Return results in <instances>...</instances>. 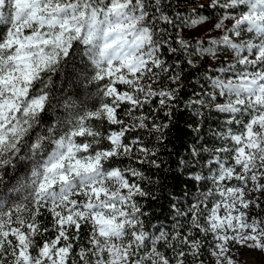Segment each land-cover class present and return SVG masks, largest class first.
Wrapping results in <instances>:
<instances>
[{
	"label": "snow or ice",
	"instance_id": "1",
	"mask_svg": "<svg viewBox=\"0 0 264 264\" xmlns=\"http://www.w3.org/2000/svg\"><path fill=\"white\" fill-rule=\"evenodd\" d=\"M208 6L218 35L193 49L165 35L185 25L163 0H0V192L18 194L0 197V264H189L205 250L234 264L233 245L264 251L262 201L248 198L264 196V0ZM200 57L221 66L189 103L225 119L180 161L200 188L156 228L139 198L158 151L139 133L163 136L159 114L173 115L184 64ZM77 66L95 88L83 98Z\"/></svg>",
	"mask_w": 264,
	"mask_h": 264
},
{
	"label": "trees",
	"instance_id": "2",
	"mask_svg": "<svg viewBox=\"0 0 264 264\" xmlns=\"http://www.w3.org/2000/svg\"><path fill=\"white\" fill-rule=\"evenodd\" d=\"M209 3L210 0H163V4L170 5L167 9L168 13L175 18L176 13L179 12L185 25L183 28L178 27L175 29L169 25L165 35L171 34L176 40L184 39L190 42L193 49L197 47V42L204 43L207 46L206 42L217 36L218 32L213 30L209 36L202 34L193 35L191 29L196 25L192 24V20H199L202 16L208 17V20H214L215 14L208 6ZM193 9L196 11H192ZM224 54H220L221 59H227L228 54L227 56ZM182 58L186 61L190 57L184 56ZM164 59L168 60L169 63H174L175 61V58L169 60L167 54L164 55ZM196 64V68L188 66L186 63L184 64L183 78L179 87L180 98L172 105L173 115L165 119L163 112L159 114L157 122L169 125L168 128L162 130L163 136H160V133H152L149 130H143L139 133L150 148L155 147L158 151L157 162L160 167L155 168L149 164H145L142 167V171L145 174V187L150 191V195L139 198L143 210L147 213L146 221L150 222L151 225H155L156 228L170 230L173 223L178 219L174 205L181 207L186 205L200 188V182L191 179L193 173L186 171L180 161L189 156L193 143L202 144L205 140H208V145L206 146H210L214 142L213 133L219 130L218 126L225 119L224 114L216 113L208 106L200 108L197 105L193 107L189 103L190 99L195 100L196 95L205 90L204 83L207 77H211L213 73L219 74L217 70L221 66L212 57H209L207 62H205L204 57H200L196 60ZM69 70L71 69L66 68V71ZM89 72H91V69H89ZM74 76L77 78L74 82L78 81L80 84L81 98L89 96L95 91L94 86H86V81L79 79L78 66ZM53 80L55 81L56 90L63 89L64 74L53 76ZM168 84L169 81L165 78L158 81L156 87L159 89ZM154 106L149 105V107ZM125 163L129 162L125 161ZM17 195L8 191L0 192V197L6 201L15 199ZM248 198L262 201L261 207L254 208L252 211L264 216V196L257 192L250 194ZM44 219L47 222L49 218L45 216ZM149 231H155V228H149ZM210 240L211 237H209ZM231 256H239L235 245L231 248ZM200 258L203 259V264H213L215 260L214 257L208 254V250L202 252ZM200 258L189 256L188 262L189 264H199Z\"/></svg>",
	"mask_w": 264,
	"mask_h": 264
},
{
	"label": "rangeland",
	"instance_id": "3",
	"mask_svg": "<svg viewBox=\"0 0 264 264\" xmlns=\"http://www.w3.org/2000/svg\"><path fill=\"white\" fill-rule=\"evenodd\" d=\"M214 22L215 20H207L198 23L191 29V33L193 35L202 34L204 36H209L213 32L212 24ZM224 55L227 56V53ZM235 247L238 250L239 256L232 257L234 264H264V251L241 247L240 245H235Z\"/></svg>",
	"mask_w": 264,
	"mask_h": 264
},
{
	"label": "clouds",
	"instance_id": "4",
	"mask_svg": "<svg viewBox=\"0 0 264 264\" xmlns=\"http://www.w3.org/2000/svg\"><path fill=\"white\" fill-rule=\"evenodd\" d=\"M61 86H63V85H61ZM68 89H66L65 91H67ZM42 130V129H41Z\"/></svg>",
	"mask_w": 264,
	"mask_h": 264
}]
</instances>
